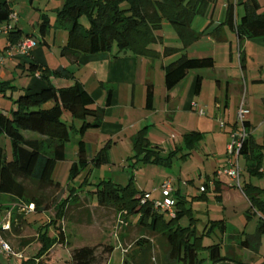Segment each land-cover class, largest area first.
I'll use <instances>...</instances> for the list:
<instances>
[{"label":"trees","instance_id":"trees-1","mask_svg":"<svg viewBox=\"0 0 264 264\" xmlns=\"http://www.w3.org/2000/svg\"><path fill=\"white\" fill-rule=\"evenodd\" d=\"M32 4L37 0H28ZM61 7L55 8V24L46 13L36 21L37 41L35 45H45V38L52 27L62 28L67 32L66 43L60 49L63 57L77 60L80 56H93L109 53L113 58L120 56L145 57L149 59H169L177 57L163 67L164 86L171 90L181 83L192 70L210 69L214 61L210 57L189 58L184 51L196 42L203 33L192 29L195 17H206L217 0H58ZM11 0H0V26L9 24V16L13 13ZM242 7L243 14L237 15V7ZM85 16L88 26L79 22ZM163 21L174 28L182 47H164L162 51L152 48L161 44L162 37L157 35ZM223 26L229 27L238 41L264 38V7L257 0H234L226 8L225 20L209 33L216 41H221L220 31ZM22 32L11 26L7 33V42L15 45L31 35L21 39ZM115 48V50L113 49ZM30 56V53L27 55ZM28 70L32 75L45 82V87L37 92L24 90L16 98L7 97L10 102L8 110L0 111V140L7 139L11 148L12 159L8 160L5 149L0 145V196L14 202L12 222L18 218L16 206L31 204L35 212L47 211L42 207V198H28L23 180L37 184L43 189H60L58 182L52 179V172L57 162L64 161L66 145L71 136H77L76 162L70 168L72 176L87 164V156L82 137L86 131L98 128L103 122L105 108L110 104L112 89L101 84L105 92L104 107L95 105L92 97L78 84L56 89L48 83L50 77L73 79V74L65 69L53 71L43 70L31 63ZM200 86L197 78L195 91ZM12 87L0 83V94ZM4 96V95H3ZM152 102V86L147 87L146 107ZM51 107L45 108L46 105ZM65 114L69 115L68 119ZM77 123V125L75 124ZM246 136L239 150V158L245 162V171L250 177L261 176L260 169L264 165V147L255 143L248 130L247 120L243 122ZM186 140L191 134L184 136ZM133 149L137 155H143V161L160 163L157 148L151 147L144 131H139L133 140ZM103 161L101 154L92 162L99 165ZM205 190V188H204ZM250 209L259 215L256 232L241 242L248 249L258 246L260 236H264V189L245 185L242 188ZM96 202L101 207H112L117 212L132 217L136 226L143 233L135 241L133 252L127 254L122 264H226L228 256L221 254V245L203 246L202 235H197L192 226L182 227L180 220L189 214L186 200L173 193L175 217L154 210L151 200L141 202L144 192L137 191L132 184L123 187L111 181H100L93 192ZM29 200V201H28ZM18 204V205H17ZM20 206V205H19ZM60 206V205H59ZM3 206L0 205V209ZM55 218L59 220L65 215L62 206L57 208ZM15 210V211H14ZM221 223V224H220ZM222 231V222H213ZM55 238L38 234L41 244L38 253L30 258L22 259L21 264H48L46 257L57 244L65 243V234L61 227ZM147 234V236H146ZM208 235V232L206 233ZM155 237V244L152 242ZM160 251L158 263L151 255L153 248ZM111 255L113 246H86L71 251V264H100L97 250ZM127 252V251H126ZM125 252V253H126ZM205 253V257H203ZM108 260V258H107ZM107 260L104 262L106 264ZM264 264V263H262Z\"/></svg>","mask_w":264,"mask_h":264},{"label":"crops","instance_id":"crops-1","mask_svg":"<svg viewBox=\"0 0 264 264\" xmlns=\"http://www.w3.org/2000/svg\"><path fill=\"white\" fill-rule=\"evenodd\" d=\"M11 1L13 2V0ZM223 1V6L221 5L217 18L215 17L217 12L216 6L211 10L208 16L204 17L206 21L205 23H207V29L213 30L225 20L227 5L233 0ZM59 5L60 6L57 8L61 7L62 4L60 3ZM261 7L264 6L261 5ZM239 9L237 7L236 12L237 15L241 16L243 14V9L242 7ZM45 12L47 11L45 10ZM12 22L13 21H9V25H11ZM13 26H16V28L22 32L20 40H23V37L28 33H25L24 29L19 24V20H15ZM32 26L34 29L32 34L35 36L36 27L35 25ZM208 36L210 35L208 34ZM48 37L49 36L45 38V45H37L34 50H31L30 56L16 54L0 65V83L4 82L13 88L9 95H6V92L3 94L4 96L0 95L3 97V101H0V111L4 112L10 108V102L7 97L16 98L24 90L37 92L45 87V82L39 78H35L28 70L31 63L37 64V66L43 70L53 71L57 69H65L72 73L73 79L50 77L48 83L56 89L67 88L76 83L92 97L95 105L99 107H104L105 103V92L102 89L101 84L107 85L112 89V92L110 104L107 107H104L105 115L103 122L100 125L99 130L92 131L82 137L88 162L93 160L91 158L92 145L88 141L89 137H94L96 145L98 146L104 140H108V143L112 144L114 140L124 139L128 136L127 134H129L133 144L136 134L143 130L151 147L157 148V150L161 152H165L168 145L164 142L167 141V138H174L173 144L175 148L180 151H188L186 155H190L193 152L192 148H195L196 144H198L195 143V139L204 134L211 133L214 137H218L215 146L216 150L209 153L214 156L212 158L213 170L211 174L205 173L203 178L199 173V179H202L203 182L198 189L202 193V198H206L207 193L212 191L214 192L216 200L221 202L222 193L229 191V189L234 187L229 186L227 182H224L221 179V176L225 175L221 173V168L226 167V169H228L226 147L230 142V135L240 128L237 122V110L240 93L243 89L242 84L244 85L247 94L246 105L250 110V114L246 119L248 130L255 143L264 147V38L238 41L235 33L229 27L223 26L220 31L221 41L212 39V36H210L211 38L207 37L209 43H214L215 45L220 46H211L210 50L197 49L194 50V53H190L189 49H187V52H185L186 50L184 51L189 58L210 57L214 61V66L210 69H203L202 72L197 70L198 72H193L192 74L189 73L176 87L167 90L164 86L163 67L169 64V60H172L171 62H173L177 57H172L173 59H164L162 57L159 59H149L126 55L113 58L109 53H101L93 56H80L75 60L72 57L66 56L68 63L64 62L61 58L58 66L51 69L49 65H45L43 56L46 55L47 50L56 51L57 49L59 54L61 47L66 43L67 35L66 33H56L54 35V42H51V38L48 39ZM203 37L204 34L199 39H203ZM213 40L216 43L213 42ZM55 44L59 45L55 46ZM158 51L161 52L162 49ZM219 51L221 52L220 57L216 55ZM59 57H61V55ZM154 60H158L159 63L158 61L157 63L154 62ZM82 69H86L88 73L86 77L84 75L85 73H79V75H76V73L80 72ZM18 76L19 79L28 76H33V78L22 80L19 85L15 82V84H13L11 80H15ZM198 77H200V86L198 90L195 91V84ZM96 80H100V85L96 83ZM11 83L13 85H11ZM205 83H207V89L204 88ZM156 84L158 85V89H155ZM149 85L152 86V102L151 107L147 108L146 95L147 87ZM204 93L206 94L205 96ZM231 106L234 107L233 112L230 110ZM200 110L202 111V114H200ZM133 114L137 115L135 120L129 121L127 124L123 123L125 116H131ZM111 116L112 120L108 119L111 118ZM176 119H180L177 129L181 132L180 137H183L184 139L183 144L178 136L177 139L176 136L174 137L168 126H172ZM75 124L77 125V123ZM169 132L170 135H167L166 133ZM188 134H191L192 137L186 140L184 136ZM262 168H264V165H262ZM241 173L240 186L237 188L240 190V193L247 203L245 211L246 217L251 218L254 215L258 216L256 222L257 228L259 215L255 214L250 209L251 207L242 188L249 184L264 189V173L257 177H250L249 175L247 178L244 177L243 174L246 173L244 160ZM163 178L167 179L169 177L164 175L162 178L157 177L156 179H148L147 181H144L156 183L151 185L150 189H144L141 192L146 193L149 200H155L153 195L156 191H160L159 186L163 181ZM253 180H257L258 184H255ZM259 183L262 185H259ZM89 192H93V190H88V194L80 193L76 197H73L71 193V195H69L71 198L70 203L73 204V202L84 201L85 203L79 207H88L90 211L105 216V218V213L107 214L109 211H114L112 207L99 206L96 202L95 196ZM174 192L175 191H173V193ZM181 192L182 185L179 184L177 192L175 193L180 197L186 198V195L182 196ZM69 197H66L65 200ZM187 209L189 210V214H187L189 216L191 215L192 208L190 207ZM0 210L4 215L3 223L0 225V232L6 235L8 233L7 230H2V228L3 226H9L12 222V217L10 216L12 212L11 209L6 210L1 208ZM130 218L132 221L130 225L132 224L133 226H136L134 219L132 217ZM219 221L224 224L222 231L218 225L216 226L219 228L222 236H224L227 233L226 221L220 219L212 221V223ZM192 227L195 228L197 235L205 236L207 233V231H204V233L199 232L196 230L195 226ZM12 229L15 230V222ZM254 234L246 235L245 237L231 236L234 239L233 243L227 247L229 250L225 256H228L230 261L226 264L264 263V256H262L259 263H256L255 259L254 262L244 263L243 258L239 254V252H241L246 254L251 253L255 256L259 255V248L264 236L259 237L258 246L255 249H248L241 245L242 241ZM207 236H209V232ZM66 237L67 235H65V238ZM151 239L155 244V237H152ZM201 240L203 245V238ZM65 243H67V241H65ZM97 245L102 246L108 244L98 243L87 246L91 247ZM55 247L56 245L52 249ZM82 247L86 246L74 249ZM0 253L2 252L0 251Z\"/></svg>","mask_w":264,"mask_h":264},{"label":"rangeland","instance_id":"rangeland-1","mask_svg":"<svg viewBox=\"0 0 264 264\" xmlns=\"http://www.w3.org/2000/svg\"><path fill=\"white\" fill-rule=\"evenodd\" d=\"M258 1L264 6V0ZM223 2V0H217L216 4L213 6V8L216 6L217 9L215 14L216 18L218 17L221 5L223 6ZM60 3L61 2L58 0H37L32 4H29L28 0H13V13L17 15L16 20H19V24L22 26L25 33L31 35L34 32L32 25H35L36 21H38L44 13H46L51 22L55 24V13L52 12V10L60 6ZM239 8H241V6L238 7V9ZM45 10L47 12H45ZM79 22L84 27L88 26L85 16H82ZM205 22L204 17L197 16L191 24L192 29L199 33L202 32L204 37L187 47L190 53H194V50L197 49L210 50L211 46H220L207 41V37L211 38V35L208 36V34L212 32V30L207 29V23ZM14 24L15 21L11 23V26ZM3 28L4 24L0 26V52L4 51L8 44L7 34L2 32ZM56 33H66L67 35V32L62 28L52 27L49 35H47L49 36L48 39L51 38V42H54V35ZM157 35L162 37V43L152 46L155 50H160L164 47L177 49L182 47L181 41L174 28L166 21H163L162 28L157 32ZM30 39L34 43L37 41V38L33 34ZM213 42L215 41L213 40ZM58 45L59 44H55V46ZM36 47L37 45H35L33 50ZM113 49L115 50V48ZM187 49L185 52H187ZM216 55L220 57L221 52H217ZM59 56L60 52L58 54L57 49L56 51L47 50L46 55L43 56L45 65H49L51 69H54L58 66L61 58L64 62L68 63L66 57ZM157 61L158 60H154L156 63ZM171 61L172 60H169L168 62L170 63ZM202 70L200 71L202 72ZM193 72L198 71L192 70L189 73L192 74ZM79 73H85V77L88 75L86 69H82L80 72L76 73V75H79ZM33 76L37 78V76ZM33 76L22 77L21 79H19L18 76L15 80H11V82L19 85L22 80L27 78L31 79ZM12 83L11 85H13ZM96 83L100 85V80H96ZM242 86L243 89L240 93L239 103L242 96H244L245 100L247 97L244 85L242 84ZM204 88L207 89V83H205ZM155 89H158L157 84ZM5 92L6 95H9L11 88H7ZM205 95L206 94L204 93V96ZM0 101H3V97L1 96ZM51 106L52 104H48L45 108ZM230 110L233 112L234 107L231 106ZM68 116V114H65V117L68 118ZM136 117V114L125 116L123 123L127 124L129 121L135 120ZM108 119L112 120V116ZM179 122L180 119H176L172 126H168L174 137L176 136L177 139L178 136L183 144L184 139L183 137H180L181 132L177 129ZM90 130L91 131H86L84 135L99 130V127ZM166 134L170 135V132ZM127 135L128 136L124 139L114 140L112 144H109L108 140H104L98 146L96 145L95 138L89 137L88 141L92 145L91 158L94 159L97 155L101 154L103 161L99 165L89 161L88 164L83 169H80L75 176H72L70 168L72 164L76 162V143L78 137L72 135L70 141L66 145L65 160L57 162L52 172V179L59 183L60 189H43L38 187L35 183L23 180L22 183L28 193L27 199L31 197L42 198L43 202L41 208L47 206V211L35 212V208L31 204H19L20 206L17 204L18 206L15 208H17L19 216L15 221V230L12 229L10 223L6 235L0 232L2 239L9 245L12 253L17 256H6L3 253H0V264H21L22 259H27L36 255L41 246L38 242L37 235L43 234L48 238H55L57 232L60 231L58 227H61L64 234L67 235V243H64L63 245L57 244L54 249H51L46 257V263L71 264L70 253L72 249L81 246L104 243L113 246L114 249L110 256H108L107 253L102 252V249L97 250V258L100 260V264H104L107 258L108 260L106 264H122L125 256L133 252L135 241L141 236V234H143L138 227L133 226L132 224L130 225L132 222L131 218L127 217L124 213L117 212L115 209L114 211H109L107 214L105 213V218V216L90 211L88 207H79L85 203L84 201L73 202V204L70 203L71 198L69 195H71V193L73 197H76L80 193L88 194V190L95 189V185L100 181H111L112 183L123 187L131 183L137 191H142L144 189H150L151 185L156 183L144 182L148 179H156L157 177L162 178L164 175L173 179L174 191L177 192L178 185L181 184V194L182 196L186 195L185 206L187 208H192L191 215L184 216L180 220V225L182 227H187L189 225L195 226L196 230L202 233H204V231L209 232V236L205 235L202 237L203 245L208 246L212 243H220L222 255L227 254V251L229 250L227 247L233 243L234 238L231 236L245 237L246 235H252L255 233L258 216L254 215L251 218L246 217L245 211L247 203L236 184L225 174V171L227 170L226 167L221 168V173L225 174L221 176V179L224 182H227L229 186L234 187L229 189V191L222 193L221 202L216 200L214 192L212 191L207 193L206 198L201 197L202 193L198 187L202 185L203 180L199 179V173L202 175V178L205 173H212V158L214 156L209 153L216 150L215 146L218 137H214L211 133H208L196 138L195 143L198 144H196L195 148H192L193 152L190 155H186L188 151H180L175 148L173 144L174 138H167L168 142H164L168 145L167 150L165 152L158 150L161 159L160 163H153L152 161H143L142 154L137 155V152L133 149L129 134ZM0 145L5 149L7 159L11 160L12 155L9 141L7 139H1ZM239 167L242 172V158L239 160ZM243 176L247 178L248 174L244 173ZM164 179L165 178H163V180ZM253 182L258 184L257 180H253ZM259 185L262 184L259 183ZM153 196L155 201L162 200L159 190L156 191ZM66 197L69 198L65 200ZM0 205L3 206L2 209L12 210L14 202L9 198L0 196ZM59 205L62 206L65 213L60 220L54 217L58 210L57 208L60 207ZM10 216L12 217V213ZM3 217L4 215L0 210V225L3 223ZM220 219H224L227 224V233L224 236H222L217 226L212 227V221ZM239 254L243 258L244 263L254 262V259L256 263H259L262 256H264V238H262L261 241L259 255L255 256L251 253L246 254L241 252H239ZM205 255L206 254L203 253L202 256L205 257ZM151 256L155 258L158 263L160 251L157 247L153 248Z\"/></svg>","mask_w":264,"mask_h":264},{"label":"built area","instance_id":"built-area-1","mask_svg":"<svg viewBox=\"0 0 264 264\" xmlns=\"http://www.w3.org/2000/svg\"><path fill=\"white\" fill-rule=\"evenodd\" d=\"M17 15L11 13L9 16V21H15ZM11 25L7 24L2 29V32L8 33ZM35 47V43L31 41V39H25L15 45H11L10 43L7 44V47L4 51L0 52V65H2L7 60L11 59L14 55H22L27 56L31 50ZM35 76H39L37 72ZM200 114L202 111L200 110ZM250 114V110L246 105V100L244 96L240 100L238 110H237V122L240 126L239 129L235 130L230 135V142L226 147V155L228 159V169L225 171V174L236 184L239 188L240 186V177H241V170L239 167V150L242 146V142L246 136L245 130L243 128V122L247 119ZM264 173V168L260 170ZM173 182L174 180L171 178H167L163 180L159 186L160 193L162 200L151 202L152 207L154 210L164 213L166 216L170 218L175 217V202L173 198ZM148 199V195L144 194L141 202H145ZM32 207V206H31ZM9 226H3L2 230H8ZM0 251L6 256H17L12 253L11 248L9 245L2 239L0 235Z\"/></svg>","mask_w":264,"mask_h":264}]
</instances>
